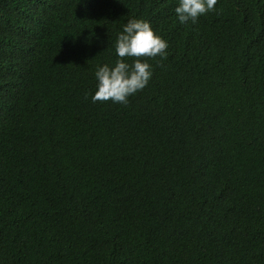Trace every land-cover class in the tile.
I'll return each mask as SVG.
<instances>
[{
  "label": "trees",
  "instance_id": "trees-1",
  "mask_svg": "<svg viewBox=\"0 0 264 264\" xmlns=\"http://www.w3.org/2000/svg\"><path fill=\"white\" fill-rule=\"evenodd\" d=\"M177 6L0 0V264H264V0ZM133 18L167 55L93 103Z\"/></svg>",
  "mask_w": 264,
  "mask_h": 264
},
{
  "label": "clouds",
  "instance_id": "clouds-1",
  "mask_svg": "<svg viewBox=\"0 0 264 264\" xmlns=\"http://www.w3.org/2000/svg\"><path fill=\"white\" fill-rule=\"evenodd\" d=\"M217 0H178L174 9L180 24L195 25L200 17L216 10ZM168 43L143 19H130L119 33L114 48L117 59L111 66H98L93 103L108 102L127 105L129 98L143 91L152 78V66L145 59H163ZM131 60V63L128 62Z\"/></svg>",
  "mask_w": 264,
  "mask_h": 264
}]
</instances>
